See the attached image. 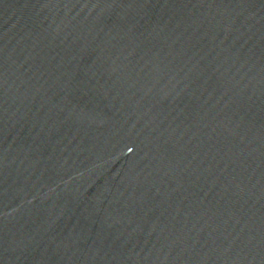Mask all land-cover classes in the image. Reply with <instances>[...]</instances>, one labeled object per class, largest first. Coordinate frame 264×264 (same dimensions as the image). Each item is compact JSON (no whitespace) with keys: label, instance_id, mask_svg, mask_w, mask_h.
Here are the masks:
<instances>
[{"label":"water","instance_id":"obj_1","mask_svg":"<svg viewBox=\"0 0 264 264\" xmlns=\"http://www.w3.org/2000/svg\"><path fill=\"white\" fill-rule=\"evenodd\" d=\"M0 264H264V0H0Z\"/></svg>","mask_w":264,"mask_h":264}]
</instances>
